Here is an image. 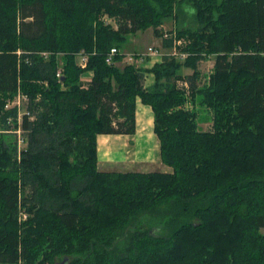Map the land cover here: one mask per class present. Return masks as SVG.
<instances>
[{
	"label": "trees",
	"instance_id": "16d2710c",
	"mask_svg": "<svg viewBox=\"0 0 264 264\" xmlns=\"http://www.w3.org/2000/svg\"><path fill=\"white\" fill-rule=\"evenodd\" d=\"M182 8L197 26L162 31ZM150 27L167 49L189 41L152 68L120 65L129 35ZM19 92L22 113L7 107ZM138 98L172 171L101 170L98 135H133ZM188 98L212 110L211 130ZM66 257L264 264V0H0V264Z\"/></svg>",
	"mask_w": 264,
	"mask_h": 264
},
{
	"label": "crops",
	"instance_id": "0c3cea01",
	"mask_svg": "<svg viewBox=\"0 0 264 264\" xmlns=\"http://www.w3.org/2000/svg\"><path fill=\"white\" fill-rule=\"evenodd\" d=\"M158 57V56H156ZM145 69L152 68L147 59ZM93 72L84 74L90 81ZM155 82V74L146 71L145 86ZM136 132L130 134H99L97 137L98 166L104 171H172L159 157V139L154 132V111L140 98L136 103Z\"/></svg>",
	"mask_w": 264,
	"mask_h": 264
},
{
	"label": "rangeland",
	"instance_id": "374dc122",
	"mask_svg": "<svg viewBox=\"0 0 264 264\" xmlns=\"http://www.w3.org/2000/svg\"><path fill=\"white\" fill-rule=\"evenodd\" d=\"M183 9V8H182ZM190 10V9H187ZM186 9L182 10L180 14L172 19H169L168 21L162 25V31L170 30V29H177L179 26H183L185 24L196 27L197 23L195 22V19L193 18V13L190 11H187ZM112 21V20H110ZM179 43L174 42V46L171 49H167L163 45L164 38L163 36L157 35L154 31L153 27H150L146 30H139L136 33H132L129 35L127 42L123 46V50L126 53H133L134 51L137 52H145L149 46L158 47L162 52L169 51V52H181V48L185 46V44L189 41L187 37H178ZM163 56L148 57L147 61L149 63H152V67L156 63L162 62ZM125 62H127V59L125 58V61L121 62L120 65H123ZM147 65V62L136 64L137 67L145 68ZM214 66L213 59L204 60L199 64V70L201 72V78L199 80V85L202 87L209 83L210 75L212 74ZM147 67V66H146ZM193 70L191 68H184L183 73L185 75L191 74ZM20 93V92H19ZM17 94V96L19 95ZM22 93V92H21ZM16 97L13 100H15ZM27 100L25 102H22V106H25L27 104ZM186 106L189 108H195L198 112V123L199 127L202 130H211L212 124H213V112L210 108L202 105L199 103V98L196 100V102H192L191 98H188V101L186 102ZM67 258V257H66ZM62 259V258H61ZM63 260V259H62Z\"/></svg>",
	"mask_w": 264,
	"mask_h": 264
},
{
	"label": "built area",
	"instance_id": "2783aa9c",
	"mask_svg": "<svg viewBox=\"0 0 264 264\" xmlns=\"http://www.w3.org/2000/svg\"><path fill=\"white\" fill-rule=\"evenodd\" d=\"M109 21L111 19H108ZM164 37H169V32H165L164 34ZM174 42H180L179 39H175ZM118 53V49L113 47L111 48L109 54H108V58H107V61L108 63H111L113 62V56ZM46 55H48L47 53H45ZM126 59L128 62H131V63H136V64H139L143 61H145L146 59H148V57L150 56H153V57H156V56H163L164 55V52H162V50H160L158 47H154V46H149L147 48V50L145 52H138L137 54H135L134 52L133 53H126ZM171 54H177L179 55L180 53L174 51V52H171ZM181 55L183 57H186L187 54L186 53H181ZM88 61H89V55L86 54V53H83V52H80L78 53L77 55V62L80 66L82 67H86L87 64H88ZM61 70L58 71L57 75L58 76H61ZM28 96L24 93H19L18 96H16V99L15 100H11L10 102H8L7 104V107H13V106H17L19 108V111L20 113H22V110L24 109L25 106H22V102H25V100L28 101ZM24 111V110H23Z\"/></svg>",
	"mask_w": 264,
	"mask_h": 264
},
{
	"label": "water",
	"instance_id": "95a60500",
	"mask_svg": "<svg viewBox=\"0 0 264 264\" xmlns=\"http://www.w3.org/2000/svg\"><path fill=\"white\" fill-rule=\"evenodd\" d=\"M66 261H68V258H65V259L61 262V264H64Z\"/></svg>",
	"mask_w": 264,
	"mask_h": 264
}]
</instances>
